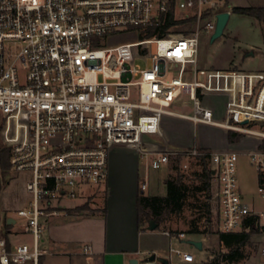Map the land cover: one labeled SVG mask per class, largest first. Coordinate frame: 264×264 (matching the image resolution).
<instances>
[{"label":"built area","instance_id":"built-area-1","mask_svg":"<svg viewBox=\"0 0 264 264\" xmlns=\"http://www.w3.org/2000/svg\"><path fill=\"white\" fill-rule=\"evenodd\" d=\"M231 10L226 0H0V112L18 114L22 123L5 144L11 148L12 171L30 174L26 189L31 199L17 214L26 219L23 227L33 237L32 243L9 248L0 231L1 264H40L48 253L41 245L44 218L59 212L62 199L80 193L88 198L101 187L109 177L111 149L118 144L137 146L141 162L153 169L179 155L208 156L218 182L219 229L249 230L250 218L264 228V211L254 210L240 192L238 153L140 148L142 116L148 113L178 115L264 138V132L249 127L250 119L237 126L197 112L199 94L220 93L228 96L232 114L264 116L253 106L263 91L264 71L198 64L200 36H211L217 14ZM171 17L174 24L161 32ZM180 24L189 26L188 32L172 30ZM148 29L157 30L149 36ZM125 32H138V40L105 45V39ZM148 57L150 68L135 64L136 58ZM185 96L194 113L174 109L186 103ZM248 154L262 175L258 191L264 196V149ZM141 188H147L146 179ZM177 236L186 238V233ZM91 248L85 245L83 250ZM170 251L184 263L196 260L183 247Z\"/></svg>","mask_w":264,"mask_h":264},{"label":"rangeland","instance_id":"rangeland-1","mask_svg":"<svg viewBox=\"0 0 264 264\" xmlns=\"http://www.w3.org/2000/svg\"><path fill=\"white\" fill-rule=\"evenodd\" d=\"M228 4L232 5V10L230 14L229 21L221 37L211 42V36L207 34H202L199 39V53H198V64L201 67L212 68V69H237L245 71H259L264 70V24L258 21L256 18L239 13L234 10V7H250V6H264V0H229ZM189 26L186 25H176L172 30L174 31H188ZM190 29V28H189ZM138 32H125L115 34L104 40L106 46H114L121 43L135 42L138 40ZM155 46H152L153 52L155 51ZM152 58L147 59L136 58L135 64L141 69L150 68L152 66ZM173 76V74H169ZM227 97L223 94H207L202 98H199L197 106L198 109L203 112L205 109L211 110V116L214 119L220 121H229L233 125L240 126L242 121L245 119H250L249 127L264 132V116L258 114H234L227 115L225 109ZM184 101L186 104L182 107H174L176 111H187L194 113V104L190 102L188 96H185ZM261 111L264 113V107H260ZM0 112V126L1 140L5 143L8 136L12 135V130L16 129L18 132L22 127L20 117L18 115L4 116ZM161 116V115H160ZM140 119V116H139ZM232 119L233 121H230ZM147 125V120L145 121ZM153 124V123H152ZM222 128L212 124H196L192 127L191 132L186 131H171L168 132V136L175 140L177 144L181 142L191 143L203 142L215 146L223 145L226 141L224 135H222ZM229 133L230 130L226 129ZM238 132V131H236ZM243 133V132H238ZM150 132H144L145 138L150 136ZM143 135V134H142ZM149 138V137H148ZM249 141H252L249 142ZM230 142V141H229ZM264 142V138L257 135H250L243 133L242 137L235 142H230L231 144H238L232 147H239V145L251 146L254 148L260 146ZM143 144V141L141 142ZM251 143V144H250ZM141 144V145H142ZM254 144V145H253ZM173 147V144L170 145ZM261 149V147H259ZM248 149V150H249ZM249 151L245 153H240L237 161V177L239 181V186L245 196L247 201L254 200V203L264 211V197L259 193L258 184V170L255 164H252ZM197 168L194 159H190L188 167ZM177 171L171 168V165H163L160 169H153L149 167V175L144 178L145 174L142 173L139 178V185L146 179L147 188L145 189L146 194H166V184L165 180L171 175L175 176ZM11 180L9 183L5 184L0 191V209H1V226L6 222L7 217H13L17 220V226L22 227V224L26 222V219L20 217L17 214L19 208L28 205L31 194L26 189V181L30 178L28 173H15L10 169ZM214 179V178H213ZM186 182L189 185H197L200 183L198 180L188 179ZM90 187H87L89 189ZM85 189V191L87 190ZM90 190V189H89ZM93 190V189H91ZM85 203L91 206H101L104 210L105 204V190L95 189ZM213 180H212V198L210 200L213 206ZM94 196H96V201L94 203ZM207 194L203 191H198L194 193V196L190 198V205L184 210L181 216L172 215L167 220L161 223L159 226L160 231H170V233L178 235L181 232H186L190 227V222L192 219L201 217L204 215V203L206 202ZM86 199L85 193H80L73 201L82 202ZM84 203V204H85ZM3 220V221H2ZM201 229H205L204 223L205 219L200 222ZM143 226H148L147 222H143ZM3 227V226H2ZM217 222L213 220V224L208 226L207 232L203 234H190L188 239L203 238L204 248L200 254L197 249H192L188 244L184 245V249L192 251L194 254H199L196 256V260L192 264H209L211 262L217 264H264V253L262 248L264 246V228L260 227L256 232L251 234V238L248 244L241 247L243 251V257L237 261H229L226 258H222L221 255L228 251L227 248L221 247L217 236ZM19 233V241H25L27 243H32V234L24 232V228ZM249 231V230H248ZM153 232V230H152ZM186 234H188L186 232ZM146 242L156 246L158 249L156 251L157 257L169 256L172 254L173 262H178L175 253L170 251L171 246L174 248H180L177 246L178 239H173L172 244L169 242L168 236L161 232H153L144 236ZM154 253L145 252L140 259L139 264H146L147 258ZM158 260L151 262L150 264H158ZM172 263V264H174Z\"/></svg>","mask_w":264,"mask_h":264},{"label":"crops","instance_id":"crops-1","mask_svg":"<svg viewBox=\"0 0 264 264\" xmlns=\"http://www.w3.org/2000/svg\"><path fill=\"white\" fill-rule=\"evenodd\" d=\"M253 75H255V73ZM234 83L236 85V80H234ZM223 95L227 97L225 103L227 115H234L227 108L228 96L226 94ZM203 96L204 94H199V98H202ZM240 98V102L245 105V96L242 95ZM185 104L186 103H177L175 107H182ZM253 106L259 111H261L260 107H264V87L258 103H254ZM197 110L198 114L206 119L223 122L212 118L211 110L209 109H205L203 112H201L197 106ZM142 117L143 135L141 142L143 141V144L140 143V148L146 149L148 151L160 152L199 147L214 152L233 151L238 153L239 158L240 153H245L247 151L251 152L260 149V146L255 147L254 144V148L250 149L249 147L251 146L249 145H239L238 148L232 147L235 145L238 146V144H231L229 142L228 132L226 130L228 128L219 125L216 126L222 128L221 134L226 138V141L223 145L214 147L211 144L203 142H194V144L189 142H181L180 144H177L175 140L168 136V132L176 130L183 131V129L191 132L192 127L196 126V124L211 123L197 122L178 115L167 114L148 113L144 114ZM144 120H147V125L145 124ZM144 132L151 133L150 136H148L149 138H145L146 135H144ZM249 142L252 143V141ZM171 144H173V147L170 146ZM142 173H144V176L147 178L149 175V168H146V164L141 162L139 148L137 146L126 144H118L113 146L110 153L108 180L101 187L96 188L102 189L103 191L105 190L106 192L104 204L105 210H102L101 206L95 205L92 207L90 206V208L87 210H75V208L83 205L89 197H86V199H84L82 202L73 201L72 199L68 198L62 199L59 212L44 218L45 228L43 231V241L41 242V245L42 247L48 249V253L42 255L40 264H134L133 262L135 260H137L139 264L140 259L142 258L141 256L145 252L154 254L156 253L158 248L146 242L144 239V236L152 234L156 231L168 236L170 244H172L173 239H178L179 244L177 246L184 247V245L187 244L186 240L190 234H186V238H178V236L175 234L170 236L159 229H155L152 232V230L148 229L147 226L139 225L137 198L139 194V188L141 187V185H139V178L141 177ZM147 183L149 182L147 181ZM217 185L218 182L216 178H214L212 216L213 220H217V222H219L220 206L218 204L217 198L215 197ZM240 192L244 200L248 202L245 193H243L241 188ZM93 193L94 192H92V194ZM93 199V204H95V201L97 200L96 196H94ZM248 203L254 210L261 211V208H259V206L254 203V200H250ZM16 223V219L12 220L10 227L6 229L8 231L7 240L10 247H14L20 243H27L25 241L18 240L19 238L17 237L22 230L21 228L23 227V224L20 228ZM2 226L1 227L4 228V223ZM23 231L27 232L25 229ZM198 239L203 240V238L200 237ZM85 245H90L92 247L89 252H85L83 250ZM201 252L202 251H200V254ZM198 255L199 254H195V256ZM156 260L151 261L148 257L146 264H150ZM158 262V264H162L160 261ZM172 263L174 262H170V264ZM174 264L192 263H184L178 260V262H175Z\"/></svg>","mask_w":264,"mask_h":264},{"label":"trees","instance_id":"trees-1","mask_svg":"<svg viewBox=\"0 0 264 264\" xmlns=\"http://www.w3.org/2000/svg\"><path fill=\"white\" fill-rule=\"evenodd\" d=\"M229 0H226L228 4ZM234 10L252 16L258 21L264 24V6H250V7H234ZM183 22V21H179ZM172 24V17L169 18L168 22L161 28V32H165ZM192 25V24H191ZM157 29H148V35L152 36L155 34ZM188 32V31H185ZM231 121H233L231 119ZM251 125V124H249ZM0 126V132H1ZM243 133H238L234 130H230L228 133V138L230 142L238 141L242 137ZM264 149V142L260 145ZM203 150L210 151L208 149L201 148ZM11 148L7 146L0 137V191L5 184L9 183L11 180L10 169H11ZM190 159H194L197 168L192 166L188 167ZM187 164V167H184ZM169 165L171 168L177 171L175 176L171 175L165 180L166 184V194H146L145 190L141 187L139 188V194L137 198V206L139 212V225L142 226L143 222H147L148 226L150 222L153 221L158 229L162 222L167 220L172 215L181 216L182 213L190 205V198L194 196L195 192L203 191L207 194L206 202L204 203V215L190 222V227L186 231L188 234H203L207 232L208 226L213 224L212 216V205L210 200L212 198V180L214 178L213 170L210 167L208 156H200L195 158H188L186 156L179 155L177 157H172ZM259 185L263 182L261 173H258ZM194 179L200 181L197 185H189L186 180ZM87 203L75 208V210L82 211L89 209ZM105 210V209H104ZM205 219V229H201V221ZM0 220H1V209H0ZM217 222V220H216ZM219 222H217L218 225ZM248 230L235 231V232H223L217 227V236L220 246L227 248L228 251L221 255L222 258H226L229 261H237L243 257V251L241 247L248 244L251 238V234L256 232L259 228L256 225V218H250L247 221ZM10 224L4 223V228L1 227L0 231L7 237V230ZM4 229V230H3ZM184 232V231H183ZM184 232V233H186ZM10 248V246L8 245ZM42 256L40 257V262ZM1 264V263H0ZM14 264V263H11ZM217 264V263H209Z\"/></svg>","mask_w":264,"mask_h":264},{"label":"water","instance_id":"water-1","mask_svg":"<svg viewBox=\"0 0 264 264\" xmlns=\"http://www.w3.org/2000/svg\"><path fill=\"white\" fill-rule=\"evenodd\" d=\"M230 14H231V11H223L217 14L216 28H215V31L211 35V39H210L211 42H214L216 39H218L219 37L223 35L224 30L230 18ZM247 123H248V119H245L244 121H242V124H247ZM12 220H14L13 217H9L8 223L10 224ZM156 226L157 225L154 224L153 221H151L148 229L155 230ZM186 242L187 244L190 245L191 248H195L199 251H203V240L188 239L186 240ZM156 259L160 261L162 264H170V260L167 257H157L155 254H152L149 257V260L151 261L156 260ZM133 263L138 264V261L135 260Z\"/></svg>","mask_w":264,"mask_h":264},{"label":"bare ground","instance_id":"bare-ground-1","mask_svg":"<svg viewBox=\"0 0 264 264\" xmlns=\"http://www.w3.org/2000/svg\"><path fill=\"white\" fill-rule=\"evenodd\" d=\"M14 115H18V114H14Z\"/></svg>","mask_w":264,"mask_h":264}]
</instances>
